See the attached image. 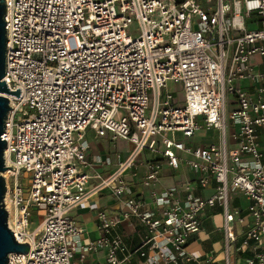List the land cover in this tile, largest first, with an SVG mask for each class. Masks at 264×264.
Returning a JSON list of instances; mask_svg holds the SVG:
<instances>
[{
	"label": "built area",
	"instance_id": "obj_1",
	"mask_svg": "<svg viewBox=\"0 0 264 264\" xmlns=\"http://www.w3.org/2000/svg\"><path fill=\"white\" fill-rule=\"evenodd\" d=\"M5 5L2 80L20 97L5 95L1 137L12 169L2 173L3 203L8 228L29 245L6 264H75L76 253L83 259L100 251L105 264H132L134 257L214 264V256L200 260L187 246L216 207L223 264H231L237 225L239 249L254 252L247 264H264V0ZM199 129L215 130L217 141L186 143ZM87 130L129 148L90 161ZM163 165L173 172L183 165L193 177L163 184ZM98 166L108 171H90ZM103 191L116 207L97 212V237L82 243L86 231L71 212ZM233 193L248 200L246 208L231 205ZM34 210L41 220L29 231ZM124 224L142 229L135 231L139 242Z\"/></svg>",
	"mask_w": 264,
	"mask_h": 264
},
{
	"label": "crops",
	"instance_id": "obj_2",
	"mask_svg": "<svg viewBox=\"0 0 264 264\" xmlns=\"http://www.w3.org/2000/svg\"><path fill=\"white\" fill-rule=\"evenodd\" d=\"M240 85L247 89L252 90V86L248 81L241 82ZM214 133L215 130H205L199 129V131L190 139L186 140V143L191 145L192 147L204 146L214 142ZM85 137L89 143V151L88 157L89 160H96L97 158L105 159L107 157L113 158L114 153H116V149L118 147V142H111L108 137H97L96 134L92 130H87ZM121 143V148L126 153L129 145L127 142L123 140H119ZM260 146L262 151H264V129L260 130ZM108 171L104 167L93 168L92 172ZM193 174L185 167L180 166V169L177 172L171 171L166 165L162 167V183L166 185L173 184L174 182L180 181L181 179H191ZM211 186L213 182H210ZM91 184L89 185V188ZM212 192V188H208L204 190L202 193L207 196ZM248 200L242 196L240 193H233L231 197V205L233 207H241L246 208L248 205ZM115 200L111 197L108 191L98 192L96 194H91L86 200L78 205L72 212L71 217L78 223L86 234L81 238V242L85 243L87 240L94 239L97 237L96 231V214L101 209H107L111 212L114 211ZM41 211L34 210L32 213L31 221L34 222L35 218H40L41 220ZM38 220V224L40 222ZM222 221V211L220 208H211L206 210L205 216L203 218V227L202 230L196 234L189 242L187 246V251L190 255L199 258L200 260H204L208 256H214L215 262L214 264H223L222 262V231L220 229ZM31 224V222H30ZM121 230L130 237L132 243H137V233L135 231L142 230L141 228H132L131 224H124L121 227ZM243 231V227L237 225L236 232L238 235V242L234 246L233 256L231 264H247L248 258L252 257L253 251L250 249H245L244 251L239 249V243L241 241V233ZM75 264H105V251H100L98 253H90L87 254L83 259L80 258L78 253L74 256ZM132 264H144L142 262H138L137 257H134L132 260ZM181 264H196L194 262H187Z\"/></svg>",
	"mask_w": 264,
	"mask_h": 264
},
{
	"label": "water",
	"instance_id": "obj_3",
	"mask_svg": "<svg viewBox=\"0 0 264 264\" xmlns=\"http://www.w3.org/2000/svg\"><path fill=\"white\" fill-rule=\"evenodd\" d=\"M5 0H0V264H6L11 253L25 254L29 251L27 243L18 242L7 225V211L4 208L3 198L6 191L5 180L2 173L6 168L4 164V150L6 142L2 140L5 120L9 111L8 99L5 95L20 97V89L10 91L3 79L5 75V46H6V9Z\"/></svg>",
	"mask_w": 264,
	"mask_h": 264
},
{
	"label": "rangeland",
	"instance_id": "obj_4",
	"mask_svg": "<svg viewBox=\"0 0 264 264\" xmlns=\"http://www.w3.org/2000/svg\"><path fill=\"white\" fill-rule=\"evenodd\" d=\"M72 44V43H71ZM173 88H171V93H173ZM177 96L179 97V98H182V91H180L178 94H177ZM231 110V108H228L227 109V112H229ZM216 132V131H215ZM214 142H216L217 141V132L216 133H214ZM117 142H118V147H117V149H116V153H123V152H125L121 147V143H119V140H117ZM115 154V153H114ZM22 177V176H21ZM211 194V193H210ZM209 194V195H210ZM207 196H208V194H207ZM38 220H40V218H38V219H36L35 218V221L34 222H31V224L29 225V231L30 230H32V229H34V228H36V226L38 225ZM232 257H234L233 256V251L231 252V254H230V260H232Z\"/></svg>",
	"mask_w": 264,
	"mask_h": 264
}]
</instances>
